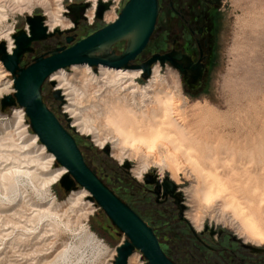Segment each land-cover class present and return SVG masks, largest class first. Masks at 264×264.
I'll list each match as a JSON object with an SVG mask.
<instances>
[{"label":"rangeland","instance_id":"1","mask_svg":"<svg viewBox=\"0 0 264 264\" xmlns=\"http://www.w3.org/2000/svg\"><path fill=\"white\" fill-rule=\"evenodd\" d=\"M83 1L0 0V42L13 45L12 33L28 28L27 15L45 16L51 31L56 27L51 28L50 13L69 21L67 6ZM110 1L102 20L94 11L93 16L86 12V20L73 32L34 42L33 52L26 53L21 64L27 66L55 47L70 46L66 36H74L76 42L116 20L127 0ZM169 1L159 0L154 34L133 63L171 50L174 40L187 51L194 46L189 36H180L181 21L170 11ZM214 9L215 32L199 89L189 90L170 64L157 63L156 75L152 71L146 80L139 75L116 84L98 65L90 67V74L63 69L75 88V112H65L71 103L68 90L59 89L62 100L54 97L61 86L57 74L44 81L42 96L63 126L77 124L70 132L85 161L114 191L130 200L131 192L140 196L138 187L144 185L137 175L154 171L160 179L169 176L184 196L185 216L196 232L207 224L264 248V0H220ZM125 47L126 41H120L112 50L120 54ZM194 55L198 57L197 51ZM153 75L157 87L151 86ZM8 83L14 84L13 75L2 64L0 101L14 92L3 91ZM123 93L137 104V119L124 107ZM169 104L176 112L166 110ZM177 114L182 115L181 122ZM170 121L180 126H171ZM106 145L109 155L103 150ZM51 158L24 108L3 110L0 103V264H114L116 247L125 235L86 189L78 186L65 192L58 181L61 176L54 179L62 166ZM125 161L131 165L129 171L122 167ZM159 208L174 211L171 227L160 234L162 250L176 264H201L191 231L173 223L178 218L171 200ZM145 262L139 250L128 260Z\"/></svg>","mask_w":264,"mask_h":264},{"label":"water","instance_id":"2","mask_svg":"<svg viewBox=\"0 0 264 264\" xmlns=\"http://www.w3.org/2000/svg\"><path fill=\"white\" fill-rule=\"evenodd\" d=\"M218 1L209 0L210 3ZM91 5L89 0L69 4L65 16L71 20L73 26L65 30L55 28L49 31L45 24V16L27 15L25 20L28 32L19 30L12 33L15 47L11 54L7 53V43L0 42V60L13 75L16 90L13 94H6L1 98V109L16 105L24 108L39 140L50 153L54 154L56 162L66 169L59 179L65 192L68 193L78 186L86 189L91 195L90 199L95 200L125 235L126 239L116 247L117 255L114 264H128L129 257L136 250L141 251L144 256L146 260L144 264H174L160 247L153 228L124 204L85 162L70 132V129L76 131L75 127L71 124L68 127L63 126L54 112L48 108L43 100L42 85L57 69L74 64L87 63L94 69L99 64L116 69H141L143 71L141 77L146 80L151 76L153 66L159 63L162 67L170 64L177 69L183 75V81L188 88L194 90L202 84L206 67L200 60L194 62L190 56L175 49L164 53H153L145 61L139 64L133 63L147 47L156 28L160 10L159 0H127L113 22L76 42H74V36H66V44L70 46L55 47L48 53L36 56L31 64L27 66L21 64L24 55L33 52L34 42L45 40L55 34L61 35L76 30L79 23L86 20V12ZM111 5L110 0H98L95 18L102 20ZM120 41H126V47L120 54H116L112 46ZM54 97L56 100H62L60 90L55 91ZM67 121L70 122V117ZM103 150L107 155L110 154V146L106 145ZM123 167L128 169L129 162L125 161ZM157 178L158 175L154 171L144 174V182L155 185L154 193L157 196L162 193L163 197L169 195L174 199L179 220L187 222L192 228L184 215L186 209L184 196L177 185L169 176H164L161 182ZM205 228H208L207 224ZM194 234L196 235L195 232ZM242 243L255 252L264 251V248Z\"/></svg>","mask_w":264,"mask_h":264},{"label":"flooded vegetation","instance_id":"3","mask_svg":"<svg viewBox=\"0 0 264 264\" xmlns=\"http://www.w3.org/2000/svg\"><path fill=\"white\" fill-rule=\"evenodd\" d=\"M219 3L220 0L217 3H210L209 0L207 1L193 0V2H190V0H170L169 1L170 11L175 16H177L181 21V24L179 26L181 32L180 36L183 38L189 36L191 38L190 40L191 44L194 41V46H192V49L189 51L179 47L177 45V40H174L171 49L182 51L183 53L190 56L194 62L200 60L201 63H203L206 67L209 42L215 32V22H214L215 18L212 19V15L214 14V11L217 10L214 8ZM195 51H197L198 53L197 58L194 55ZM48 52L49 51L44 52L43 54ZM203 79H202V84H203ZM202 84L194 90L199 89L202 86ZM186 87L188 88L187 85ZM87 164L92 170H94L89 165V163ZM130 167L128 169L124 167L123 168L129 171ZM96 175L110 190L114 192L115 195L118 194L119 197L117 195L116 196L124 204L128 205L133 211H135L140 216V218H142L143 221L147 220L149 223L152 224L150 225L148 224V222L145 221L148 226L153 228L155 234L157 232L156 236L158 238L159 244L161 237L160 234L167 232V229L171 227L172 224L169 221V219L174 213L173 210L162 211L160 210L159 207L164 206L167 203V201L170 199L177 210L178 220H174L173 223L181 226H186L191 231L193 236V240H191V244L198 252L201 253V257L203 260L201 264H264V251L255 252L252 249L245 247L239 239L235 237H230L225 231L221 229L209 225L208 228L206 229L205 228L206 224H205L202 230L196 232L192 224H191L192 226L191 228L187 222L179 220L178 208L174 203V199L169 195L167 197H163L162 193L159 196H157L154 193L155 185L146 184L144 182V176L142 177V181L144 185H140L138 187V191L141 192L139 194L140 196H137L136 192H131V195H129L130 196L129 198L131 199L129 200L127 195L124 196L121 192L117 193L112 189L111 186H109L106 182H104L103 179L97 173ZM157 179L159 182H161L163 178L160 179V177H158ZM133 199L135 201H132ZM133 203L138 204V207L134 206ZM184 215H185V211H184ZM143 218H145V220ZM192 229L196 233V235L194 234ZM169 259L174 264H176L171 258Z\"/></svg>","mask_w":264,"mask_h":264},{"label":"bare ground","instance_id":"4","mask_svg":"<svg viewBox=\"0 0 264 264\" xmlns=\"http://www.w3.org/2000/svg\"><path fill=\"white\" fill-rule=\"evenodd\" d=\"M105 1V0H104ZM97 3H98V0H92V5H91V8L87 11V14L88 13H90V15H92L93 16V11L96 13V8H97ZM66 12V11H65ZM89 15V14H88ZM95 15V14H94ZM106 15H108V14H106ZM68 18V17H67ZM69 19V18H68ZM50 21L52 22L51 24H52V26H51V28L52 27H56V28H59V26H66V25H68V24H70L71 23V25L73 26V24H72V22H71V20L69 19V21H65V20H62V19H60V17H59V15L57 14V13H50ZM61 28V27H60ZM69 28H70V26H69ZM68 29V28H67ZM27 32H28V28H27V30H26ZM50 31V30H49ZM52 31V30H51ZM15 46H14V41H13V45H12V43H11V41L9 42V44H8V47H7V53H9V54H11L12 53V51H13V48H14ZM136 60V59H135ZM134 60V61H135ZM1 61V60H0ZM133 61V62H134ZM2 62V61H1ZM2 64H3V62H2ZM2 64H0V68H1V65ZM159 64V63H158ZM156 65V64H155ZM3 66H4V64H3ZM5 67V66H4ZM72 69H76V70H79V69H81V71H82V73H85V74H90L91 73V69H90V67L91 66H89L87 63H83V64H74V65H71L70 66ZM5 69H6V67H5ZM64 68H60V69H57L56 71H54L49 77H51V78H54V75H58L57 76V78H58V82L61 84V86H57V90H59V89H64V90H68V92H67V94H69L70 96H71V98H70V100H71V103H69V105H67L66 106V110H65V112H75V108H74V106H75V99H74V94H75V88H74V86L71 84V82L68 80V78L66 77V75H64V70H63ZM157 69H158V66H157ZM99 70L102 72V73H105V74H108V75H110V80H111V82H113V83H118L120 80H123V79H125V78H131V77H133V76H139L140 75V77H141V74L143 73V71L141 70V69H126V68H120V69H116V68H112V67H109V66H107V65H103V64H99ZM155 68H154V66H153V68H152V71H153V74L154 75H156L155 74ZM6 71H8L7 69H6ZM9 72V71H8ZM157 72V71H156ZM10 73V72H9ZM7 75V73L5 72V73H3L2 74V77H5ZM151 75H152V73H151ZM154 75H153V82H155V84L154 85H151V86H154V87H157V84H156V80H154L155 79V77H154ZM158 76V75H157ZM150 78V77H149ZM182 78H183V75H182ZM159 79V78H158ZM157 79V80H158ZM151 80V79H150ZM149 80V81H150ZM92 81H94L93 79H92ZM148 81V82H149ZM152 82V81H151ZM153 82H152V84H153ZM131 85V84H130ZM149 86V85H148ZM9 87H11V89H9ZM5 90H3V91H6L7 93L8 92H10V91H14V92H16V90H15V88H14V84L12 85V83H8V84H5ZM3 88V89H4ZM161 88V87H160ZM165 88V87H164ZM112 89V91H115V93H118V92H120L118 89H115V90H113V88H111ZM163 89V88H162ZM164 90V89H163ZM13 92V93H14ZM142 92L144 93V95H146V94H148V92H147V89H146V87H144L143 89H142ZM115 93H114V95H115ZM4 94H5V92H4ZM66 93H63V95H65ZM110 94H112L111 93V91H110ZM124 94V93H123ZM131 95H133V92L132 93H130ZM113 95V94H112ZM107 96V95H106ZM123 96V103H124V107H126V108H128V113H130V114H132L133 116H134V118H136V110L134 109L135 108V106H137V104L135 103V102H131L129 99H128V97L127 96H129L128 94H124V95H122ZM108 97V96H107ZM112 98V97H111ZM109 99V100H113V98L112 99ZM173 98V97H172ZM171 98V100L173 101V99ZM106 99H108V98H106ZM134 100V98L132 99V101ZM116 101H117V104H118V99H116ZM115 101V102H116ZM159 102H162V100L161 99H159ZM106 103H108V101L106 102ZM174 103V102H173ZM175 105H176V103H174ZM173 104V105H174ZM156 106V105H155ZM140 107V106H139ZM154 107V106H153ZM174 107H172V104H169V106L168 107H166V110H173L174 111V109H173ZM175 110H179V109H175ZM25 111V110H24ZM165 111V110H164ZM172 111V112H173ZM146 112H147V110H146ZM174 112H176V111H174ZM148 113V112H147ZM178 114H179V112H178ZM177 114V115H178ZM175 114H173V116H174ZM179 116V115H178ZM182 116V115H181ZM181 116H179V120H180V117ZM165 117V116H164ZM172 117V114L170 113V118ZM177 117V116H176ZM72 118V117H71ZM125 118V117H124ZM137 119V118H136ZM182 119V118H181ZM183 120V119H182ZM180 122H181V120H180ZM129 123V122H128ZM170 124H171V126H175V125H178V124H176V123H173L172 121H170L169 122ZM183 123V122H182ZM75 125H77L75 122H73L72 124H71V126H75ZM178 126H180V125H178ZM142 128V127H141ZM118 129H120V130H122V131H125L123 128H121V127H118ZM145 129V128H144ZM146 132H147V130H146ZM148 133V132H147ZM37 135V134H36ZM37 137H38V135H37ZM103 144V143H102ZM45 146V145H44ZM46 147V146H45ZM51 155H52V158H51V160H53V157L55 158V156H54V154H52L51 153ZM66 172V169H65V167H61V169L55 174V180H57V178H59L60 176L62 177V175L64 174ZM140 175H143V173L142 174H140ZM60 177V178H61ZM59 178V179H60ZM53 179V178H52ZM59 181V180H58ZM198 215V214H197ZM193 216H195V214L193 215ZM192 216V217H193ZM192 219V218H191ZM192 220H194V217H193V219ZM194 222V221H193ZM129 260V259H128Z\"/></svg>","mask_w":264,"mask_h":264},{"label":"trees","instance_id":"5","mask_svg":"<svg viewBox=\"0 0 264 264\" xmlns=\"http://www.w3.org/2000/svg\"><path fill=\"white\" fill-rule=\"evenodd\" d=\"M179 30H180V29H179ZM153 34H154V32H153ZM153 34H152V36H153ZM152 36H151V38H152ZM151 38H150V39H151ZM78 147H79V146H78ZM86 163H87V162H86ZM116 195L119 197V195H118V194H116ZM143 219L145 220V218H143ZM145 221H146V222H148L147 220H145ZM148 224L152 225V224H151V223H149V222H148ZM156 235H157V232H156ZM164 252H165V251H164ZM165 253H166V252H165ZM166 255L169 257V255H168V254H166ZM169 258H170V257H169Z\"/></svg>","mask_w":264,"mask_h":264},{"label":"clouds","instance_id":"6","mask_svg":"<svg viewBox=\"0 0 264 264\" xmlns=\"http://www.w3.org/2000/svg\"><path fill=\"white\" fill-rule=\"evenodd\" d=\"M145 171H147V169H145ZM162 175V174H161ZM137 179L142 180V175H137ZM210 202V201H209Z\"/></svg>","mask_w":264,"mask_h":264}]
</instances>
